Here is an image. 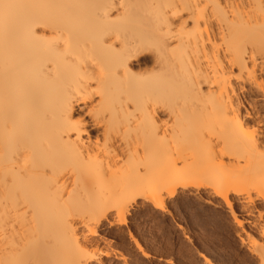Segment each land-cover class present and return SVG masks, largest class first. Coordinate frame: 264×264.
Listing matches in <instances>:
<instances>
[{"label": "bare ground", "instance_id": "bare-ground-1", "mask_svg": "<svg viewBox=\"0 0 264 264\" xmlns=\"http://www.w3.org/2000/svg\"><path fill=\"white\" fill-rule=\"evenodd\" d=\"M205 177L264 186V0H0V264Z\"/></svg>", "mask_w": 264, "mask_h": 264}, {"label": "rangeland", "instance_id": "rangeland-1", "mask_svg": "<svg viewBox=\"0 0 264 264\" xmlns=\"http://www.w3.org/2000/svg\"><path fill=\"white\" fill-rule=\"evenodd\" d=\"M206 179L195 182L203 186L198 190L164 193L157 204L138 199L122 221L110 211L86 236L92 250L88 264H258V248L264 251L258 230V222L264 228V186L252 183L248 192L230 194V209Z\"/></svg>", "mask_w": 264, "mask_h": 264}]
</instances>
